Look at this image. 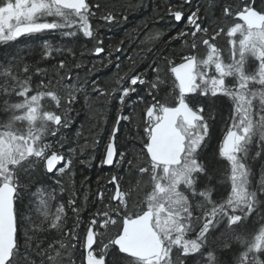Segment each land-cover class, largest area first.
Segmentation results:
<instances>
[{
	"label": "snow or ice",
	"instance_id": "obj_1",
	"mask_svg": "<svg viewBox=\"0 0 264 264\" xmlns=\"http://www.w3.org/2000/svg\"><path fill=\"white\" fill-rule=\"evenodd\" d=\"M210 10L219 15L206 25ZM166 14L169 30H178L166 42L163 32L154 39L169 47L180 42L186 51L156 55L149 48L155 58L142 71L117 74L111 90L90 82L106 107L116 102L100 164L130 178L125 188L123 174L111 176L107 202L99 192L102 208L90 213L82 238L75 190L52 211L57 193L44 189L43 178L71 167L54 143L63 147L80 94L88 104L89 82L62 74L63 61L54 76L40 64L62 51L45 37L59 34L64 43L82 36L100 55L105 49L92 21L120 20L90 0H0V45L18 44L0 60V264H37L35 257L39 264H77L78 246L80 264H264V173L254 188L248 163L253 144L251 159H264V0H209L207 9L178 0ZM25 52L39 59L29 62ZM225 99L229 117L217 150L210 121ZM137 104L145 105L142 115ZM122 122L136 129L131 158L116 146ZM69 209L77 221L65 230ZM53 230L61 238L43 247L39 234Z\"/></svg>",
	"mask_w": 264,
	"mask_h": 264
},
{
	"label": "trees",
	"instance_id": "obj_2",
	"mask_svg": "<svg viewBox=\"0 0 264 264\" xmlns=\"http://www.w3.org/2000/svg\"><path fill=\"white\" fill-rule=\"evenodd\" d=\"M90 2L93 4L99 3L102 9H109L115 12L120 20V23L107 25L106 27V29H109L111 26L112 29L118 30L119 35L113 41H107L105 38L104 40L102 39V44L105 51L111 49V53H113L115 56H121V53L125 54V56H129L126 54V52L131 54V56L128 58V63L124 62V65L128 66L119 70L108 72L110 75L113 74L114 77H118L117 74L119 76H123L125 73L131 74L130 69L133 68L136 71H142L146 67L147 63L151 62V58L154 57L153 52L148 51L149 48H152L155 54L159 55L161 49L168 47L166 43L161 45L159 40L154 39V37L157 32L164 33L167 29H169L165 23L169 19L166 14V7L169 3H176L178 0H90ZM199 4L202 9H207L209 0H201V3ZM97 11L99 12V10ZM218 15V11L214 12L210 10L208 11L205 19L206 21L211 20L209 21V25H211L213 20H215ZM125 16L127 19H124ZM161 17H163V19ZM93 22H96L95 24L93 23V26L96 27L97 19H94ZM179 26H182V24ZM138 29H142V32L140 33L141 38L144 35V38L147 42H149V45L144 46L143 44V46H141L132 41V34H136ZM58 35L59 34L45 38H54L55 41L53 43L62 48V51L53 53L54 57H60L61 60H65L66 64H68L67 68L61 70L62 74L67 76V74L70 72L73 82H75L77 74L79 79L88 76L90 73L87 70L89 65L87 60L88 56L90 59L92 57L91 55L93 53V49H89V44L92 41H88L81 36L78 42L76 41V38H72L71 41L66 39L64 43H61V40H57V38H61ZM161 40L164 41L163 39ZM23 41L24 38H21V42ZM17 46V43L10 45H0V60L4 59L5 50H14V48ZM29 46H31V44H29ZM117 48H120L121 50L117 51ZM105 51L97 58H103ZM183 51L185 50H183L180 43L177 55ZM27 54L28 52L24 53L25 56ZM168 54L174 55L173 53ZM78 57H80V59H84L85 63L82 65L79 64V67H76L74 64L76 63L75 61ZM26 60L29 61V59ZM42 63L43 68H47L49 70V75L54 76L55 74L53 72V66H58L55 63L53 65L51 64V58L47 61H43ZM93 67L96 68H94L96 72L103 68L100 66V64H96ZM99 83L107 89L111 88L112 85L115 84L114 80H111L110 82L100 81ZM89 89L88 92L90 91ZM141 92L145 95L143 91ZM99 98L100 99L98 101L89 100L88 104H85L84 101L80 100L79 103L75 105L77 110L76 112L72 113L75 122L66 132L67 138L64 139L66 141V147L61 148L62 150L66 149L67 147L69 149H74V151H69L66 149L63 152L65 160L68 158L72 159L70 169H68L63 174H48V176L43 178L45 181L43 184L44 189L48 192H51L53 189H55L57 193V200L51 202L52 211H55L56 205L59 204L61 200L66 204L71 191L73 189L75 190L77 205L80 207V223L82 224L79 232H82L83 234L86 232L87 225L85 221L90 218L91 209L93 206L96 207L99 203L97 200L98 193L104 191V188L112 187L109 185L108 181L113 174H116L117 170L116 168L105 167L100 164V161L103 159L105 153L111 128L114 124L116 116V102L113 101L111 107H106L105 98ZM144 107L145 105L141 104V107L138 108L136 112L142 115ZM226 108H229V106L224 104L222 113L217 115L214 121H210V123H212V141L210 143L215 146L217 150L218 141L221 140L220 138L225 130V125L228 122L229 109L227 110ZM127 111L130 110L126 109V112ZM77 112L79 115L76 114ZM3 116L4 114L1 113L0 118H3ZM135 132L136 129L134 123L128 124L127 122H122L120 131L118 133V138L116 140V146L118 149L128 153L129 158L134 156L138 151V147H135L138 145V141L133 138L135 136ZM255 146V144L252 145L251 153H253V148ZM206 151L210 152L211 149H206ZM257 159L259 160L258 164L249 162V165L252 169L251 181L254 188L258 185L261 175L264 173V167H262L264 166V159ZM63 176H65V179L64 181H61ZM124 176L126 178L124 177L123 183H128L130 178L129 175L125 173ZM40 186L41 185H36V187ZM61 186H63L65 189L62 194L59 191ZM32 191H35V188H33ZM83 199L87 201L86 205L80 204L79 201ZM33 201H35V197H33ZM262 208H264V205H262ZM23 212L28 214L27 201H25ZM70 213L72 212L69 209L68 214ZM31 215L35 216L34 209ZM258 220L259 217H257L255 214H253V216L250 218V222L252 223L257 222ZM39 236L44 240L43 247L45 248H47L48 244L53 239L61 238L60 234L54 230L52 232L40 233ZM21 241H23V229L21 230ZM81 253L82 251L78 250L75 252L77 264H79L80 260L82 259ZM218 255H221L222 258H226L228 253H221L218 250ZM35 259L37 264H39L40 258L35 257Z\"/></svg>",
	"mask_w": 264,
	"mask_h": 264
},
{
	"label": "bare ground",
	"instance_id": "obj_3",
	"mask_svg": "<svg viewBox=\"0 0 264 264\" xmlns=\"http://www.w3.org/2000/svg\"><path fill=\"white\" fill-rule=\"evenodd\" d=\"M169 1V0H168ZM198 2L199 3H201V0H198ZM209 21H211V20H207L206 21V19H205V23H206V25H209ZM214 21V20H213ZM173 23H175V21H173ZM97 25H99V27H98V29H99V31H98V37H99V39H103L104 40V38L105 39H107V41H113L118 35H119V31L118 30H115V29H112L111 28V26H110V28L109 29H106V27H107V25L105 24V22L104 21H102V20H99V19H97V24H96V26ZM183 26V25H182ZM182 26H179V27H182ZM142 29H138L137 31H136V34H132V41L134 42V43H136V44H139V45H141V46H143V44H144V46H147V45H149V42H147L146 41V39L144 38V35L142 36V38H141V31ZM178 29H171V30H169V29H167L164 33V35L161 37V39H163L165 42L166 41H168V39H169V37L170 36H172V35H175V33H176V31H177ZM59 36V35H58ZM144 38V39H143ZM75 39V38H74ZM52 40V42H54L55 41V39L53 38V39H51ZM57 40H61V38H57ZM160 42V41H159ZM160 44L161 45H164L165 43H161L160 42ZM90 47H89V49H93V53H92V57H91V59H90V57L88 56V60H87V63L89 62V65H88V72L90 73L88 76H85V77H83V78H80L79 80H80V82L81 83H83L85 80L86 81H88L89 82V87H88V89L90 90L88 93H89V96H90V99L89 100H91V101H98L100 98H96V96H95V94L94 93H92L91 92V87H90V82L91 81H98V82H100V81H111V80H114V82H115V80L118 78V77H114L113 76V74H109L108 72H112V71H115V70H119V69H121V68H123V67H126V66H128V65H124V62H126V63H128V58H129V56H131V54L130 53H128V52H126V54L127 55H129V56H125V54H123V53H121V56H115L113 53H111V49H109V50H106L105 51V53H104V57L103 58H97V57H99V55H96L95 53H94V48L97 46L96 45V43H95V41H92L90 44ZM179 45H180V42H177V41H172V44H171V46L169 47H167V48H165L166 49V51H167V53H173L174 55H177V53H178V47H179ZM101 47H103L104 48V46H103V44L102 45H100ZM182 46V45H181ZM29 47H31V46H29ZM183 48V47H182ZM183 50H185V49H183ZM186 51V50H185ZM57 54V53H56ZM102 54V53H101ZM225 55H227V54H225ZM26 59H29V62H34L35 60H37V59H39V57L38 56H36L35 54H27L26 56ZM59 57V56H58ZM124 58V59H123ZM126 58V59H125ZM155 58V56L154 57H152L151 58V60L152 59H154ZM148 59V58H147ZM51 61H52V65L55 63L57 66L59 65V62L60 61H63L65 64H66V62H65V60H61V58L59 57V58H56V57H54V55H53V57L51 58ZM92 61H94V62H92ZM109 61H111V62H109ZM76 63L74 64V66H76V65H79V64H84L85 63V61H84V59H80V57H78V58H76V61H75ZM74 63V62H73ZM72 63V64H73ZM96 64H100V66L101 67H103L102 69H100L98 72H96V68L95 67H93L94 65H96ZM117 65H119V69H117ZM43 67V63L41 62V64H40V67ZM67 66H68V64H66V67L65 68H67ZM64 68V69H65ZM95 68V69H94ZM95 70V71H94ZM88 72H87V74H88ZM116 85L115 84H113L112 85V87L111 88H113V87H115ZM111 88H109V90H111ZM140 95H144L142 92L140 93ZM80 100H82V101H84V99H83V94H80ZM89 102V101H88ZM85 103V102H84ZM97 103V102H96ZM229 104H230V102H229ZM229 106V105H228ZM141 107V104H137L136 105V110L138 109V108H140ZM76 108V107H75ZM76 110H77V108H76ZM129 110V109H128ZM1 114V113H0ZM67 130L68 129H65L64 130V134H65V136H66V132H67ZM223 136V135H222ZM222 136H221V140H222ZM51 139V138H50ZM55 139L56 138H52L51 140L53 141V143H54V141H55ZM66 141L65 140H63V147H66ZM54 147H55V150L56 151H58V152H60V153H62L63 154V152L66 150V149H68L69 150V148L67 147L66 149H64V150H62L61 148L62 147H60L59 145H57V144H55L54 143ZM257 150V148H256V146L253 148V153H251L250 152V158H249V160H248V163L250 162V163H256V164H258L259 163V160L258 159H255V160H253V159H251V156H253L254 154H255V151ZM61 165H58L57 166V168H59ZM116 173H121V174H125V173H122V171H121V169H117L116 170ZM57 175H59V174H57ZM125 177V176H124ZM126 178V177H125ZM54 179V178H53ZM64 179H65V176H63L62 178H61V181H64ZM52 180V179H51ZM123 186L125 187V188H127L128 187V183H123ZM105 190L103 191V192H105V198H104V202L106 203L107 202V194H108V190L110 189V188H104ZM262 199L264 200V196H262ZM98 201H99V203H98V205L95 207V206H93V208L91 209V212H93V211H95L96 209H98V208H102V203H101V201L99 200V199H97ZM80 202V204H87L86 202L87 201H85V199H83V200H80L79 201ZM80 219V218H79ZM76 221H77V217L73 214V213H70V214H68V219H67V222H68V225H66V228H65V230H67V228H71L72 227V225L74 224V223H76ZM81 226H82V224H81ZM80 230V229H79ZM80 233V235H81V237L82 238H84V237H86V232H84V234L82 233V232H79ZM95 247V246H94ZM78 251H82V253H83V248L82 247H79L78 246V249H77ZM80 264V263H79Z\"/></svg>",
	"mask_w": 264,
	"mask_h": 264
},
{
	"label": "rangeland",
	"instance_id": "obj_4",
	"mask_svg": "<svg viewBox=\"0 0 264 264\" xmlns=\"http://www.w3.org/2000/svg\"><path fill=\"white\" fill-rule=\"evenodd\" d=\"M220 44H221L222 47L225 46L223 40L220 41ZM225 54H227V53H225ZM226 104L229 105V101H227V100L225 99V105H226ZM226 109L228 110L229 108H226ZM116 169H118V168H116Z\"/></svg>",
	"mask_w": 264,
	"mask_h": 264
},
{
	"label": "water",
	"instance_id": "obj_5",
	"mask_svg": "<svg viewBox=\"0 0 264 264\" xmlns=\"http://www.w3.org/2000/svg\"><path fill=\"white\" fill-rule=\"evenodd\" d=\"M63 163V162H62ZM58 166V165H57ZM105 167H110V166H105ZM56 170L54 169V172H55Z\"/></svg>",
	"mask_w": 264,
	"mask_h": 264
},
{
	"label": "flooded vegetation",
	"instance_id": "obj_6",
	"mask_svg": "<svg viewBox=\"0 0 264 264\" xmlns=\"http://www.w3.org/2000/svg\"><path fill=\"white\" fill-rule=\"evenodd\" d=\"M92 23H94V24H95L96 22H93V21H92Z\"/></svg>",
	"mask_w": 264,
	"mask_h": 264
}]
</instances>
